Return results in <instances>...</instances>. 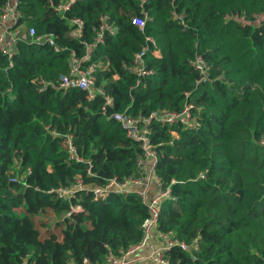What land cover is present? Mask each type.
<instances>
[{
    "label": "trees",
    "instance_id": "1",
    "mask_svg": "<svg viewBox=\"0 0 264 264\" xmlns=\"http://www.w3.org/2000/svg\"><path fill=\"white\" fill-rule=\"evenodd\" d=\"M63 1L18 5L17 25L53 33L59 50L18 41L11 60L0 52V264H105L140 243L148 216L140 196L94 199L89 189L145 177L139 142L108 115L143 119L186 104L192 128L147 124L154 175L173 196L160 202L156 229L188 245L164 256L169 264H264V22H253L264 0H77L62 17L55 6ZM103 16L117 30L88 49ZM133 16H145L142 30ZM73 18L83 22L80 37ZM146 44L152 73L140 77L129 67ZM72 55L101 62L94 88L113 98L105 114L102 94L57 87ZM196 56L208 80L198 81ZM39 78L50 84L41 91ZM68 136L80 161L70 158ZM78 179L84 190L69 198L47 192ZM42 212L58 236L41 235L32 217Z\"/></svg>",
    "mask_w": 264,
    "mask_h": 264
},
{
    "label": "built area",
    "instance_id": "2",
    "mask_svg": "<svg viewBox=\"0 0 264 264\" xmlns=\"http://www.w3.org/2000/svg\"><path fill=\"white\" fill-rule=\"evenodd\" d=\"M77 0H65L58 3L55 6L56 11L60 13L62 17L65 16V12L70 9L71 5ZM21 0H7L3 5L0 12V52L7 56L11 60L15 46L18 41H23L28 45H49L54 48V50H59L55 41V36L53 33L36 34L33 27L22 29L20 25H17V21L20 17V11L18 5ZM178 17H181L180 15ZM237 19L244 23L245 20L242 17H237ZM101 23L99 30L96 35V39L92 46L88 49L93 48L97 43H101L104 38V32L108 31L111 34H115L117 27L112 23H108L105 16L101 17ZM71 22L76 25L75 35L80 37L82 34L83 22L79 18L71 19ZM254 24L259 25L264 22V12L258 14L254 17ZM131 23L138 27L140 30L143 29L145 24V16H133L131 18ZM148 45H143L140 51L135 53L131 66L129 67L137 76H146L151 74L152 71L148 70L144 65V56L148 52ZM153 52H156L153 50ZM82 59L76 56H71V66L68 74H63L59 77L58 88L68 89L77 88L80 90L87 91L88 99H92L96 93L102 94L104 98V106L101 108L102 113L105 112V107L113 104V98L104 94L100 89L94 88V72L96 68L100 65V61L88 62L82 65ZM192 65L196 70H198L199 80H208L207 69L208 66L206 62L200 56H196L192 61ZM49 82L39 78L37 81L38 91L46 89L49 86ZM191 104H186L180 112H152L147 118H135L128 115L126 112H117L108 115L109 117L115 118L120 127L124 130L126 136L138 141L139 146L143 151V157L138 160V165L143 167L145 172V177L140 178H128L123 181H118L116 178H110L102 187L89 188L91 189L94 199L105 200L109 193H127L128 191L136 192L141 200L147 204L148 216L142 222L143 238L142 241L134 246L129 247L126 251L121 252L119 255H109L105 264H135L143 259H147L154 264H169L168 259L164 256L165 251L169 250L175 245H179L181 248L186 249L188 245L183 242H179L176 238L171 236L170 233H165L157 231L156 224L159 214V204L165 198H173L170 193V188L165 189L159 188L157 192L148 196L150 193V181L153 179L157 181L158 187H160L159 180L156 178L153 172V167L155 165V160L152 158L155 156V150L149 141V129L147 124L150 119H158L163 123H168L170 125L182 123L187 125V127L192 128L195 125L194 116L191 113ZM144 123L145 126H142ZM67 151L70 158H75L76 160H81L79 156L76 155L75 149L70 141V136L66 139ZM260 144L264 145V140H260ZM152 159V160H151ZM150 160L148 164L145 165V161ZM89 164V161H87ZM88 174H90V169H87ZM92 175V174H90ZM199 178H204L203 173H199ZM84 190V186L78 179L76 183L71 185L69 188H50L47 190L48 193L56 195L58 198H69L75 191ZM74 210L80 209L79 205H75ZM156 230L160 239H162L163 244L161 246H153L151 241V234ZM150 243V246H149ZM148 245V253L141 255L138 250L142 249L143 246ZM194 248H197V244H194ZM87 264V261H85Z\"/></svg>",
    "mask_w": 264,
    "mask_h": 264
},
{
    "label": "rangeland",
    "instance_id": "3",
    "mask_svg": "<svg viewBox=\"0 0 264 264\" xmlns=\"http://www.w3.org/2000/svg\"><path fill=\"white\" fill-rule=\"evenodd\" d=\"M152 184H155V187L157 188V181L152 179L150 186ZM151 189H152V187L150 188V192H151ZM152 191H153V189H152ZM32 218L34 219L36 226H38L41 229V235L47 236L50 233L54 234L55 237L59 235V231H58L57 227L51 226V225L50 226L46 225L45 220L48 219V214L46 212L34 214V216Z\"/></svg>",
    "mask_w": 264,
    "mask_h": 264
},
{
    "label": "crops",
    "instance_id": "4",
    "mask_svg": "<svg viewBox=\"0 0 264 264\" xmlns=\"http://www.w3.org/2000/svg\"><path fill=\"white\" fill-rule=\"evenodd\" d=\"M157 53V52H156ZM152 182V180L150 181V183ZM152 185H155V184H152ZM152 185H151V187H152ZM156 190L154 191V192H152V190H151V194H150V196L152 195V194H154L155 192H157L158 191V189H159V187H158V185H157V188H155ZM150 243L153 245V246H161L162 244H163V241H162V239H160V237L158 236V233H157V231L156 230H154L153 232H152V234H151V241H150ZM150 243H149V246H150ZM138 252L141 254V255H145V254H147L148 253V245L147 244H145L144 246H143V248L142 249H139L138 250ZM135 264H154L153 262H151V261H149V260H147V259H143L142 261H139V262H137V263H135Z\"/></svg>",
    "mask_w": 264,
    "mask_h": 264
}]
</instances>
